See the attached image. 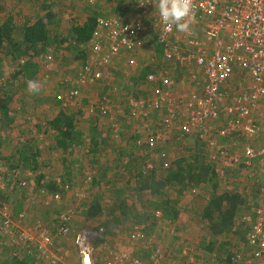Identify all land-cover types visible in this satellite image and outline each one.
Here are the masks:
<instances>
[{"label":"rangeland","instance_id":"rangeland-1","mask_svg":"<svg viewBox=\"0 0 264 264\" xmlns=\"http://www.w3.org/2000/svg\"><path fill=\"white\" fill-rule=\"evenodd\" d=\"M0 2L1 13L10 12L15 16L18 27L15 36L20 38L22 32L18 30L23 24L45 15L50 8L57 14L55 20L60 21L59 25L58 22L53 27L49 25L50 31L67 37L75 24L83 26L92 16L96 22H103L125 14L122 10L125 0ZM192 28L194 35L201 38L200 29L195 25ZM91 42L90 38L87 44L72 50L58 42L47 55L41 54L40 75L33 78L46 81L39 94L28 92L30 79L24 76L25 72L13 80L19 92V98L11 102L14 124L7 123L2 114L4 102L0 101V151L8 156L0 158V205H7L14 214L11 228H7L3 207H0V264H11L18 253L33 260L31 264H50L52 254H44L40 249L42 235L52 244L49 245L51 252L64 257V264H79L74 243L75 233L82 231L89 233L94 241L96 264H114L118 255L128 253L147 261L155 252L147 246L164 251V264H248L250 251L245 233L240 235L242 228H236L238 234H234L235 226L233 231L217 232V226L204 220L201 212L216 197L229 195L243 200L240 205L243 214L239 216L242 221L246 207L259 203L264 161L257 162L251 170L231 160L235 156L243 158L240 149L247 145L264 147V134L259 141L240 133L222 138L219 133L228 121L225 115L221 121H205L208 128L204 131L192 128L190 104L194 96L203 94L201 75L193 67L164 60L159 55L154 32L144 37L137 59L124 55L110 68V74L101 84L83 87L81 96L70 100L71 87L62 83L66 77L76 79L83 63V58H77L81 50L88 54ZM65 44L72 45V42L67 40ZM6 57L2 56L6 60L0 62L4 85L21 68L18 60ZM146 70L152 73H147L143 83L140 78ZM166 80L170 94L163 109H150L151 118H131L126 97H150L152 88ZM250 86L248 76L239 71L229 82L230 92L248 91ZM103 97L107 102L99 109L98 100ZM68 110L77 120L82 144L72 148L76 158L65 163L67 152L60 147L59 135L53 131L50 121ZM171 115L175 117L170 118ZM256 118L264 132V107L257 109ZM152 141L154 145L150 146ZM178 160H190L193 167L197 162L206 164L210 171L214 169L215 177L210 172L207 182L188 187L173 184L165 193L155 196L141 190L136 183L140 177L139 182L152 180L153 173L160 179L165 177L167 166ZM66 173H73L75 177L66 179ZM40 177H44L42 184L38 183ZM49 181L59 185L69 183L72 189L64 192V199L57 200L46 190ZM167 199H171L173 206L176 204L174 215L167 216V211L154 205ZM96 204L104 211L89 218L87 210ZM65 214L70 217L69 226L74 233L68 236L60 233L61 216ZM217 221L216 216L214 223ZM101 227L105 232L100 231ZM134 233L141 237L143 234L144 238L134 241L131 239ZM12 243H20L18 250L23 254Z\"/></svg>","mask_w":264,"mask_h":264},{"label":"built area","instance_id":"built-area-1","mask_svg":"<svg viewBox=\"0 0 264 264\" xmlns=\"http://www.w3.org/2000/svg\"><path fill=\"white\" fill-rule=\"evenodd\" d=\"M140 2L125 0L124 17L103 22L97 20V28L91 36L90 51L76 79L66 77L62 83L71 87L68 98L77 100L82 93L80 89L101 84L110 74V68L124 55L137 59L144 37L154 32L163 49L164 60L182 67H193L201 75L199 81L204 84L203 94L194 96L190 104L193 110L192 128L204 131L208 128L205 121H221L225 115L228 118L227 126L220 131V137L227 138L240 133L259 141L264 134L263 126L256 118L257 109L264 107V0H195L193 25L199 27L201 38L194 35L193 28L188 33L178 32L175 27L171 32H165L159 16L158 0ZM27 61L28 58H21L18 64L23 67ZM135 62L131 59V63ZM237 71L248 76L251 82L248 91L230 92L229 82ZM168 85V80L162 81L159 86L152 88L150 97H126L125 103L131 118H151L150 109L162 110L170 94ZM106 102V97L99 99L97 107L104 108ZM173 117L175 115L170 116ZM153 145L152 141L150 146ZM240 150L243 158L235 156L231 161L237 166L243 165L241 168L252 170L257 162L264 161V147L247 145ZM258 192L259 203L252 208L247 207L242 219L244 227L251 228L245 235L250 251L248 264H264V182ZM54 198L60 200L58 195H54ZM3 205L0 207H3L5 227L11 228L14 214L7 205ZM160 215L158 212L157 216ZM69 221V215L61 216L63 226L60 233L63 236L74 234ZM100 231L105 232V228L101 227ZM75 234L79 264H96L95 245L89 233L82 231ZM143 238V234L142 237L135 233L131 235L134 241ZM41 240L40 249L43 253L52 254L50 264H64L63 256L56 251L51 252L49 245L52 244L48 237L42 235ZM147 247L155 250L151 259L146 261L132 257L129 253L120 254L114 264H164V251L153 246Z\"/></svg>","mask_w":264,"mask_h":264},{"label":"trees","instance_id":"trees-1","mask_svg":"<svg viewBox=\"0 0 264 264\" xmlns=\"http://www.w3.org/2000/svg\"><path fill=\"white\" fill-rule=\"evenodd\" d=\"M1 4L2 2H0V5ZM122 10L125 12L126 8L122 7ZM89 12L91 13V11ZM56 17L57 14L55 13L54 9L50 8L45 15L37 16L35 19L27 21L23 24V27L20 30L22 32L20 38L15 36L17 29V26L15 24V16L10 12H6L5 14H3L0 11V62H4L6 60L3 59L2 56H7V60H18V62L21 58H28L27 63L23 67H21L18 72L14 73L12 77L13 79H11L8 84L4 85L1 79L2 77L0 75V101L4 102V109L2 110V114L9 124L13 122L11 119L12 111H10V109L12 108L11 102L12 100L14 101V99L19 98L13 97V90L17 89V87L14 86L13 80H16L23 72H25L24 76L28 79L37 77L41 66V61L39 59L40 55L44 53H46L47 55L50 48H52L58 42L61 46L64 45L67 50L79 48L81 47L80 45L87 44L97 24V22L95 21V17L92 16L91 18H88L83 26L80 24L79 26H77L75 24V26L71 28L68 37L64 35L61 36L58 31H54L55 33L50 31L54 25H57V22L58 25L60 23L59 20H55ZM49 25H52V27H50ZM67 40H71L72 45H66L65 42ZM82 58L83 61H85L87 58V54L85 51L83 52L81 50V55L78 56L77 59ZM148 72L152 73L151 70L144 71L141 75L140 80H146L148 78ZM68 111L69 112L61 111L53 118V120L50 121V125L53 128V131H56L59 135L57 141H59L60 147H62L65 151H69V149L73 146L82 144L80 139L82 138V134L76 127L77 120L75 119L73 112H71L70 110ZM185 161L186 160H178L174 162L171 167L168 165L166 168L167 174L161 179L153 173L150 175H153L151 177L152 180H149L148 182L145 181L143 183L139 182L142 178L140 177L139 180L137 179L136 183L138 182L141 190L149 191L152 195L155 196L158 194L162 195L163 193H165L163 191L173 184L188 187L199 185L201 182H207V177L210 172H212V176L215 177L214 169L210 171V167L208 165L200 164L201 162H197L196 167H193L190 164V162L192 161ZM163 168H165V166H163ZM130 175L131 177H135L133 173H130ZM42 182H44V177H40L38 179V183L42 184ZM70 189L72 188L69 184L63 183V185H59L58 183L52 181H49L46 187L48 193H52L55 196L58 195L60 197V200L64 199V192ZM242 204L243 200H241L240 198L230 197L229 195L218 196L210 201L209 204L203 209V211L201 212L202 217L204 220H208L210 223L216 225L217 232L222 230L223 232H225V230L233 231L235 226L234 234H238V232H236V228L241 227L242 229L240 230V235H244L243 233H245L246 235L248 230H250L251 228L250 226L245 228L244 223L241 221V219H239L240 214H243V211L240 210V205ZM154 205L157 208H161L162 210L167 211V216L174 215L176 213V204L175 206H173L171 204V199H167L166 201L160 202L158 204L154 203ZM103 211L104 210L102 206H100V204H96L94 206H89L87 215L89 218H95L98 214H102ZM121 214L124 215L123 211H121ZM216 216L218 217V221L214 223V218ZM124 217H126V215ZM16 235L18 236V234ZM0 237H2L1 233ZM19 244L12 243V246H14L18 250V248L20 247ZM18 251L21 252L20 250ZM23 257V255L18 253L16 257H13V262L11 264L34 263L33 260Z\"/></svg>","mask_w":264,"mask_h":264},{"label":"clouds","instance_id":"clouds-1","mask_svg":"<svg viewBox=\"0 0 264 264\" xmlns=\"http://www.w3.org/2000/svg\"><path fill=\"white\" fill-rule=\"evenodd\" d=\"M158 9L165 32H171L173 27L181 33L191 31L195 20V0H158ZM45 84L46 81L30 79L27 81V90L31 94H39Z\"/></svg>","mask_w":264,"mask_h":264},{"label":"crops","instance_id":"crops-1","mask_svg":"<svg viewBox=\"0 0 264 264\" xmlns=\"http://www.w3.org/2000/svg\"><path fill=\"white\" fill-rule=\"evenodd\" d=\"M197 27H198V26H197ZM17 28H18V27H17ZM198 29H199V27H198ZM20 30H21V29H19L18 31H20ZM159 49H160V54H159V55L163 58V53H162V52H163V49H162V47H161L160 45H159ZM163 59H164V58H163ZM143 72H144V71H143ZM143 72H142V73H143ZM144 81H145V80H144ZM144 81H142V82L144 83ZM18 94H19L18 89H16V90L14 89V90H13V95H14L13 97L18 98V97H19ZM11 119H12V121L14 120V118H11ZM11 124H14V123L12 122ZM12 126H13V125H11V127H12ZM4 127H6V126H4ZM7 128H8V126H7ZM4 131H6V130H4ZM4 131H3V133H4ZM5 134H6V136H7V133H5ZM4 141H6V140H4ZM11 143H12V142H11ZM68 147H69V146H68ZM73 147H74V146H73ZM73 147H72V148H73ZM72 148H70L69 151L66 150V152H67L66 155H68V156L65 155V157H66V159L64 160V161H66L65 163L72 161V159L76 158V156H77L75 152L72 153V151H73ZM53 149H54V148H53ZM2 152H3V153H2ZM69 154H70V155L72 154V157H73V158L70 157ZM0 156H1L0 158H2V159L8 158V156L5 155V152H4L3 150L0 151ZM95 160H96V157H95ZM68 166H69V165H68ZM68 170H69V169H67V171H68ZM71 172H72V171H71ZM69 173H70V171H69ZM69 173H66V175L68 176L66 179H71V178L75 177V174H73V173H72V174H69ZM53 181H54V180H53ZM65 181L68 182L67 180H65ZM63 183H64V182H63ZM65 184H69V183H65ZM69 185H70V184H69ZM246 208H247V207H246Z\"/></svg>","mask_w":264,"mask_h":264}]
</instances>
